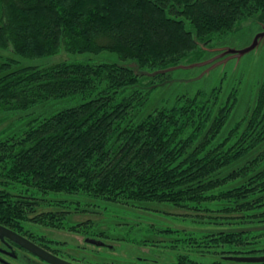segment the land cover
I'll return each mask as SVG.
<instances>
[{
	"label": "trees",
	"instance_id": "1",
	"mask_svg": "<svg viewBox=\"0 0 264 264\" xmlns=\"http://www.w3.org/2000/svg\"><path fill=\"white\" fill-rule=\"evenodd\" d=\"M263 16L264 0H0V114L66 105L0 134V225L35 238L27 223L82 235L97 224L114 228L103 211L115 205L168 204L177 212L165 214L206 227L180 236L196 254L227 250L239 263V249L263 248L264 233L239 220L264 215V86L243 134L221 133L232 108L217 106L216 89L147 107L172 72L200 65L219 39ZM60 50L115 53L140 73L116 63L17 60ZM77 195L93 199L97 214L71 209ZM87 214L95 219L82 221Z\"/></svg>",
	"mask_w": 264,
	"mask_h": 264
},
{
	"label": "rangeland",
	"instance_id": "2",
	"mask_svg": "<svg viewBox=\"0 0 264 264\" xmlns=\"http://www.w3.org/2000/svg\"><path fill=\"white\" fill-rule=\"evenodd\" d=\"M256 19H250L238 25L234 31L226 37L227 39L225 38V42L223 39H219L220 43H214L209 49V52L204 56L206 59L203 60L200 65L191 69L189 67H181L180 70L177 69L172 72L170 78L164 81L162 83L163 85L161 84L162 86L160 85L149 99L147 103L148 110L155 106H161L166 102H173V100L176 99V95L181 93L192 94L197 90H209L210 95L212 94L210 92L216 89V91H219L217 106L224 107L225 105H230L232 108L221 129V133L227 134L233 131V129L238 130L239 127V131L243 134L245 131L244 127L251 120L257 99L264 86V18H261V20ZM6 55L7 54L0 49V60ZM17 60L21 65L32 67H47L64 61L95 65L101 63H116L132 67L136 72L140 73L135 63L121 61L117 54L106 51L99 54H67L63 50H60L53 56L33 60L17 58ZM64 107H66V105L61 101L46 102L25 113H2L0 114V134L4 137L18 134V132L22 131L32 119L49 116ZM263 150L264 143L262 149H260V153H262ZM254 154L250 155L248 161H253L256 158ZM262 168L264 167L259 168V171ZM49 198L50 197H48V199ZM72 199L74 200L71 201V209L87 207L84 210H89L90 213L94 214H97L96 211L100 210L98 204L91 198H82L81 195H77ZM50 205L51 204H48V207ZM108 205H104V207H111L110 204ZM131 206L133 205H115L111 207V210L103 211V213H110L113 216L112 219H115L114 223H120L119 220L124 219L122 224L128 223L123 226H115L113 229L110 228L106 231L114 237L125 235L126 237L137 239L140 243L131 242L120 244L122 248H128L127 250L130 256L134 257L139 254L143 239L166 238L164 233L158 232V228L175 224L173 218L163 214H165L164 212L167 210L174 213L177 211L176 208L168 204L142 205L143 208L157 209H151L152 211ZM50 207H54V205ZM90 218H93V216L87 214L82 221ZM150 224H154L153 230L149 229ZM190 224L191 223H187L184 226L179 225L175 227L189 229ZM26 226L29 233H35V236H40L43 239L50 236L68 239V245H55L54 248L58 250L59 253L66 256H69L68 252L80 256L78 251H75L74 248L71 247L72 245L84 244L80 236L78 237L77 235L66 232L61 233L58 230L44 229L28 223ZM199 228L206 227L203 224L194 223L193 229ZM210 260V258H207L205 262H209ZM132 261L133 260L130 259V262ZM226 264L230 263L226 262Z\"/></svg>",
	"mask_w": 264,
	"mask_h": 264
},
{
	"label": "flooded vegetation",
	"instance_id": "3",
	"mask_svg": "<svg viewBox=\"0 0 264 264\" xmlns=\"http://www.w3.org/2000/svg\"><path fill=\"white\" fill-rule=\"evenodd\" d=\"M163 215L173 218L175 225H167V227L158 228V232L164 233L166 238L143 239L141 248L139 249V254L134 257L130 256V253L127 250L128 248H122L120 245L122 243H131V241H128V239L126 238H123L122 240L120 237L111 236L107 231L105 232L104 230H102L103 225L100 224H97L93 231H86L87 233H84L82 235H80L79 233H72L74 235H77L78 237L80 236V239H82V241L84 242L83 245L78 244L71 246L75 251H78L80 256H77L72 252H68L69 256L59 253L58 250L54 248L55 245L50 244L48 239H41L40 237L35 238L33 235L28 236L24 235L23 233H19L16 231L14 232L27 239L29 242L33 243L43 251L68 264H226V262L230 264H264V262L241 261L237 263L233 260L229 262L228 258L232 259L231 257L234 256H229L228 254H226L227 250L222 249L217 250V253H213L211 249H208L207 253L196 254V251L192 249L193 247H186L188 242L186 238L180 237L181 235L186 234L187 231L189 232V230H193L194 221L174 214ZM248 216H251V218H243L245 220H239V222L244 227H246V229H252L250 231H255V233H264V230L261 231V229H259H264V215H259L257 217H253V215ZM111 220L114 227L128 224H122L125 219L119 220L120 223H114L115 219ZM187 223H191L189 225V229H186L184 227H175L179 225L184 226ZM153 228L154 224H150L149 229L153 230ZM171 236L174 238H172ZM134 240L135 241L132 243H136V241L139 242L137 239ZM188 247H190V243L188 244ZM260 257H264V247L258 249H239V259ZM207 258H210L211 260L209 262H205ZM130 259L133 261L130 262ZM0 264L49 263L39 258L32 252L28 251L19 243L3 235L0 236Z\"/></svg>",
	"mask_w": 264,
	"mask_h": 264
},
{
	"label": "water",
	"instance_id": "4",
	"mask_svg": "<svg viewBox=\"0 0 264 264\" xmlns=\"http://www.w3.org/2000/svg\"><path fill=\"white\" fill-rule=\"evenodd\" d=\"M6 236L7 238H10L11 240H14L15 242L19 243L22 247L26 248L28 251L32 252L39 258L43 259L44 261L48 262L49 264H68L49 253L43 251L42 249L38 248L33 243L29 242L27 239L23 238L19 234L15 233L14 231L7 229L0 225V236ZM237 261L241 262H264V257L260 258H235Z\"/></svg>",
	"mask_w": 264,
	"mask_h": 264
}]
</instances>
